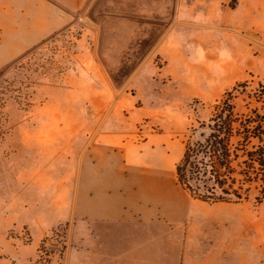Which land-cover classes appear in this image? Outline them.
Returning a JSON list of instances; mask_svg holds the SVG:
<instances>
[{"label": "rangeland", "instance_id": "1", "mask_svg": "<svg viewBox=\"0 0 264 264\" xmlns=\"http://www.w3.org/2000/svg\"><path fill=\"white\" fill-rule=\"evenodd\" d=\"M22 3L0 0V264L80 263L70 236L79 230L80 181L91 147L104 142L134 153L145 147L187 150L225 111L229 160L226 166L215 162L226 183L210 199L184 188L195 205L184 243L237 246L247 264H264V165L255 152L264 149V48L199 32L196 39L208 55L240 61V76L224 81L203 71L193 74L198 78L171 74L163 58L149 68L150 76L145 71L126 89L138 63L113 73L102 62L99 22L108 15L97 13L109 9L103 0L92 2L98 12L94 6L71 15L67 26L26 51L2 45ZM112 3L124 12L146 6ZM251 38L259 40L255 33ZM105 43L107 49L119 44ZM160 73L164 78L150 79Z\"/></svg>", "mask_w": 264, "mask_h": 264}, {"label": "crops", "instance_id": "2", "mask_svg": "<svg viewBox=\"0 0 264 264\" xmlns=\"http://www.w3.org/2000/svg\"><path fill=\"white\" fill-rule=\"evenodd\" d=\"M22 1V10L12 18L14 22L6 29L9 36L2 44L21 51L63 29L71 15L94 6L93 12L99 11L93 0ZM106 1L100 4L109 9L97 13L108 15L99 22L104 32L99 54L113 73L123 64L138 63L126 89L145 71L149 74L156 59L163 58L172 66L171 74L186 71L198 78L193 74L203 71L207 77L218 74L224 81L240 76V61L208 55L196 39L199 32L230 36L245 46L264 48V0H220L213 4L128 0L146 4L132 12L120 11L114 0L107 6ZM184 12L189 18H184ZM254 33L259 40L251 38ZM187 34L190 40L185 38ZM107 39L119 44L107 49ZM159 77L164 78L160 73L150 79ZM134 152L99 142L86 155L78 198L79 230L70 236L72 252L77 243L79 264H247L240 247L207 249L184 243L190 240L183 231L192 224L195 206L177 172L186 149L145 147Z\"/></svg>", "mask_w": 264, "mask_h": 264}, {"label": "trees", "instance_id": "3", "mask_svg": "<svg viewBox=\"0 0 264 264\" xmlns=\"http://www.w3.org/2000/svg\"><path fill=\"white\" fill-rule=\"evenodd\" d=\"M203 128L208 130L206 136L196 135L192 139L177 172L184 188L210 199L226 183L219 176L215 159H218L220 166H226L229 160L227 136L231 130L230 111L223 112L212 125ZM255 152L264 165V149L258 147ZM223 194L229 193L223 190Z\"/></svg>", "mask_w": 264, "mask_h": 264}, {"label": "water", "instance_id": "4", "mask_svg": "<svg viewBox=\"0 0 264 264\" xmlns=\"http://www.w3.org/2000/svg\"><path fill=\"white\" fill-rule=\"evenodd\" d=\"M202 136H204V133H202Z\"/></svg>", "mask_w": 264, "mask_h": 264}]
</instances>
